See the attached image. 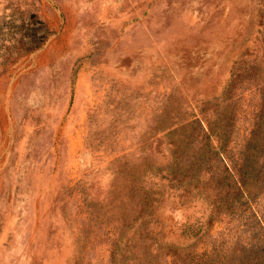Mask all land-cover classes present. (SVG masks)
I'll list each match as a JSON object with an SVG mask.
<instances>
[{
    "label": "rangeland",
    "instance_id": "rangeland-1",
    "mask_svg": "<svg viewBox=\"0 0 264 264\" xmlns=\"http://www.w3.org/2000/svg\"><path fill=\"white\" fill-rule=\"evenodd\" d=\"M0 264H264V0H0Z\"/></svg>",
    "mask_w": 264,
    "mask_h": 264
}]
</instances>
